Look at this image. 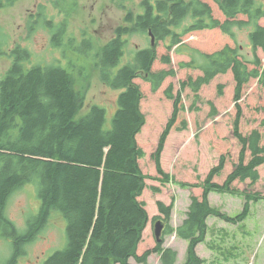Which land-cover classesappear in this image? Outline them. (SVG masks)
<instances>
[{
	"label": "trees",
	"instance_id": "16d2710c",
	"mask_svg": "<svg viewBox=\"0 0 264 264\" xmlns=\"http://www.w3.org/2000/svg\"><path fill=\"white\" fill-rule=\"evenodd\" d=\"M17 1L0 0V8ZM126 1L129 0H117V4L126 8ZM207 1L141 0L140 10L127 9L123 24L103 44L89 29L72 32L68 10L60 8L65 15L54 20L55 16L52 19L48 16L47 6L39 5L28 19L27 36L39 26L48 29L50 41L60 55L52 61L37 62L36 54L27 46L18 42L9 46V35L0 33L6 49L0 54L10 63L0 78V236L9 238L11 243V254L5 264H14L25 245L55 214L63 223L64 245L54 250L43 264H132L131 258L138 264H149L152 254L159 256V264H176L177 250L163 245L164 236L173 232L187 241L182 264H203L196 246L205 239L207 218L215 216L240 224L250 213V203L264 200V195L258 192L238 191L232 185L246 180L254 184L259 178L257 167L264 164L261 129L256 127L247 133L240 130L244 87L256 79L264 88V61L256 54L258 48L264 51V25H258V20L264 18V0H214L223 19L214 15ZM185 20L189 23L181 26ZM233 26L249 28L251 58L240 52ZM148 29L155 36V43L129 48V36L147 35ZM207 30L213 31L215 37L218 30L236 44L221 42L219 37V44L213 48L210 39L201 45L207 50L202 51L183 42L187 34ZM165 40L168 42L164 43ZM160 43L165 48L161 53ZM172 50L189 56V60L178 64L180 68L197 69L200 73L182 79L175 93L172 85L163 91L171 109L151 153L156 173L162 180L170 179L162 169L161 153L171 130L187 128V121L181 119L182 91L189 88L198 100L203 86L228 71L234 81L236 113L231 134L239 145L237 162L231 168L222 152L204 180L192 184L191 187H200L202 192L199 197L190 195L185 218L175 228L169 224L173 203L165 205L157 201L160 214L156 218L164 223L161 239H155L154 246L139 254L137 246L148 223L145 202L139 197L148 176L139 165L145 151L138 144L141 139L138 135L141 136L147 120L141 109L144 95L134 80L143 79L152 92H157L167 78L175 75L169 54ZM157 62L163 67L156 68ZM95 74L102 85L120 92L112 111L108 105L92 104L83 113ZM222 86L218 85V94H222ZM209 104L215 109L213 102ZM251 108L254 112L264 111V103ZM151 134L150 130L148 136ZM144 136L141 142H145ZM225 166L227 175L217 180ZM28 184L36 189L38 209L21 232L7 217V204L16 190ZM212 192L242 194L241 211L234 216L221 212L209 203Z\"/></svg>",
	"mask_w": 264,
	"mask_h": 264
},
{
	"label": "rangeland",
	"instance_id": "374dc122",
	"mask_svg": "<svg viewBox=\"0 0 264 264\" xmlns=\"http://www.w3.org/2000/svg\"><path fill=\"white\" fill-rule=\"evenodd\" d=\"M141 0L126 1V8L117 4V0H18L11 6L0 8V33L3 31L10 37L9 46L14 43H21L36 54L35 60L52 61L53 58H60L59 53L53 47L48 29L39 26L29 38L26 26L28 19L37 12L39 5H46L48 16L54 20L61 19L65 14L60 10L66 9L69 12L68 21L70 30L78 33L81 29H89L94 32L100 44L105 43L112 37L116 26L122 25L127 9L140 10ZM154 1V0H149ZM207 1V0H206ZM262 1V0H257ZM211 6L214 15L222 17L218 12L214 1H207ZM59 7H55V4ZM223 19V17H222ZM189 23L185 20L181 26ZM264 25V18L260 20ZM181 29V28H179ZM178 29V30H179ZM237 45L241 47L240 52L247 58L253 55L248 33V27L233 26L232 28ZM218 36H212L213 31H195L183 37V42L191 47H197L207 51L201 45L211 39L213 48L221 42L235 45L233 40L225 34L216 30ZM210 36H208L207 35ZM28 39V40H27ZM129 48L133 46L147 47L150 45V38L147 35L132 34L129 36ZM5 39L0 35V51L5 49ZM167 43V42H164ZM164 43H160L158 52L161 53ZM3 49V50H2ZM208 50L212 48L207 47ZM191 53V51H189ZM209 52H212L209 51ZM184 53H188L184 51ZM171 66L175 69V75L167 78L157 92H152L150 86L141 78L134 81L139 84L144 95L141 100V109L146 115L147 123L141 132L142 139L145 132V142L138 140L139 146L145 151V155L139 160L142 172L148 176L145 179L146 187L143 190L140 200L145 202L148 213V223L143 231L141 242L137 246L140 254L145 249L154 246V223L158 220L159 211L157 201L165 205L173 203L169 224L175 228L181 224L190 203V195L200 196V187H191L192 184L201 183L208 171L218 163L219 156L226 154L227 164L233 168L237 162L239 145L231 134L232 122L235 117L233 102L234 81L231 72L216 76L209 84L199 90L200 98L195 99L194 93L189 88L182 91V103L184 110L181 112V119L187 121L185 130H171L161 153L162 169L169 174L168 181L162 180L156 173L151 153L154 151L163 123L171 109V103L166 100L163 91L173 86L174 93L180 89L179 82L188 75L196 76L199 70L191 68H180L181 61L189 60V56L170 51ZM256 54L264 61V52L258 49ZM9 61L0 54V78L9 66ZM155 67H163L156 63ZM222 84V94H218V85ZM120 91L110 89L102 85L96 74L92 77V83L86 94V105L83 113L92 104H105L109 111L114 108V100ZM240 99L242 107V118L240 130L243 133L258 127L261 129L264 138V111L254 112L253 105L264 103V88L252 79L243 89ZM213 102L214 108L209 104ZM214 112V113H213ZM152 131L151 137L148 132ZM149 138V139H148ZM228 141L227 145L223 142ZM152 143L149 145V143ZM148 143V144H147ZM221 145L224 147L221 148ZM223 152V153H222ZM259 178L251 184L249 180L244 182L235 181L233 187L238 191L258 192L264 195V164L257 167ZM228 167H224L221 176H226ZM221 179L219 182H222ZM181 183L187 184L182 187ZM155 188L159 190L156 191ZM209 203L218 208L221 212L234 216L241 211L244 204L242 194L210 193ZM38 200L36 189L33 185H26L16 190L7 204V217L13 222L17 230L23 232L27 228V221L36 215ZM207 231L203 242L196 246L197 254L204 260L203 264H264V200L250 203V213L240 224H232L215 216H209L206 220ZM65 232L59 215H52L45 227H40L34 239L27 243L24 252L16 259L14 264H43L53 251L64 245ZM9 238L0 236V264H5L11 254ZM165 247H172L177 250L178 258L176 264H182L186 257L187 241L176 236L173 232L164 236ZM132 264H138L133 258ZM149 264H159V256L152 254L148 258Z\"/></svg>",
	"mask_w": 264,
	"mask_h": 264
},
{
	"label": "water",
	"instance_id": "95a60500",
	"mask_svg": "<svg viewBox=\"0 0 264 264\" xmlns=\"http://www.w3.org/2000/svg\"><path fill=\"white\" fill-rule=\"evenodd\" d=\"M148 34L150 36V43L151 45H153L154 43V36L151 32V30L149 29L148 30ZM163 227H164V223L161 219H158L155 223H154V237L157 241H160L161 239V234H162V230H163Z\"/></svg>",
	"mask_w": 264,
	"mask_h": 264
},
{
	"label": "flooded vegetation",
	"instance_id": "af4514ba",
	"mask_svg": "<svg viewBox=\"0 0 264 264\" xmlns=\"http://www.w3.org/2000/svg\"><path fill=\"white\" fill-rule=\"evenodd\" d=\"M148 1H149V0H148ZM154 1H155V0H154ZM213 1H214V0H213ZM152 2H153V1H152ZM260 20H261V19L258 20V25L261 24V23H260ZM116 27H117V26H116ZM116 27H115V28H116ZM115 28H114V30H115ZM114 30H113V31H114ZM148 30H149V29H148ZM147 36H148V34H147ZM148 37H149V36H148ZM154 37H155V36H154ZM165 42H168V40H165ZM154 43H155V42H154ZM250 44H251V47H252V43H251V42H250ZM150 45H151V44H150ZM151 46H152V45H151ZM136 47H138V46L136 45ZM138 48H139V47H138ZM258 49H260V48H258ZM258 49H257V50H258ZM257 50H256V52H257ZM261 51H263V50H261ZM263 52H264V51H263Z\"/></svg>",
	"mask_w": 264,
	"mask_h": 264
},
{
	"label": "crops",
	"instance_id": "0c3cea01",
	"mask_svg": "<svg viewBox=\"0 0 264 264\" xmlns=\"http://www.w3.org/2000/svg\"><path fill=\"white\" fill-rule=\"evenodd\" d=\"M177 263V262H176Z\"/></svg>",
	"mask_w": 264,
	"mask_h": 264
}]
</instances>
